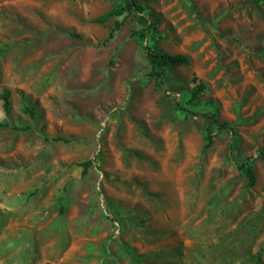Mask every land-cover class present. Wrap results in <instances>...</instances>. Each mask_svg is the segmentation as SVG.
Here are the masks:
<instances>
[{
  "label": "rangeland",
  "instance_id": "1",
  "mask_svg": "<svg viewBox=\"0 0 264 264\" xmlns=\"http://www.w3.org/2000/svg\"><path fill=\"white\" fill-rule=\"evenodd\" d=\"M124 4L0 0V264H264V0Z\"/></svg>",
  "mask_w": 264,
  "mask_h": 264
},
{
  "label": "trees",
  "instance_id": "2",
  "mask_svg": "<svg viewBox=\"0 0 264 264\" xmlns=\"http://www.w3.org/2000/svg\"><path fill=\"white\" fill-rule=\"evenodd\" d=\"M145 8L142 4V0H125V4L109 10L105 14L99 16L96 21L99 23H104L108 21L113 16L122 15L124 12H136L137 17L143 25H146V30L142 29L139 31L134 32V35H138L141 40H146L148 38L149 29L151 28V24L149 23V17L145 14ZM122 26V22L116 21L113 31L117 30ZM112 31V33H113ZM145 50L147 52L148 60L151 64V72L150 76L155 78V85L158 88L164 87V76L167 69H170L174 66H183L190 64L189 56L185 54H176L172 55L165 52L161 47L157 45H145ZM205 84H200L196 86L194 93L197 94L205 89ZM8 93L6 92L4 95L5 105L7 106ZM204 116L212 119V122H215L216 115L211 112L203 113ZM223 129H230L226 122L221 124ZM221 128V129H222ZM213 137V132L211 131L210 127H208V142L206 147L211 144ZM261 153L264 155V146L260 148ZM252 157L246 158L241 164L238 165V168L242 171V173H246L249 178V185H253L255 182V176L251 166L249 163ZM92 161L88 160L86 162L81 163L85 170L91 165Z\"/></svg>",
  "mask_w": 264,
  "mask_h": 264
}]
</instances>
